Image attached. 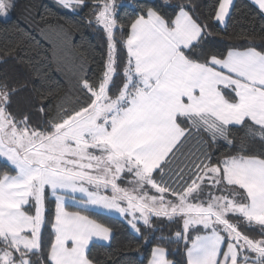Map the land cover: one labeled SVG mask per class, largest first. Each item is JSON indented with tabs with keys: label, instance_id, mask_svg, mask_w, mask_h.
<instances>
[{
	"label": "snow or ice",
	"instance_id": "obj_1",
	"mask_svg": "<svg viewBox=\"0 0 264 264\" xmlns=\"http://www.w3.org/2000/svg\"><path fill=\"white\" fill-rule=\"evenodd\" d=\"M54 3L84 14L100 59L47 9L37 36L50 47L0 49L24 69L0 73V264H130L117 253L145 247L146 264H264V0H129L127 23L117 0ZM17 8L0 0V19ZM234 19L247 25L235 43L208 47ZM96 210L119 214L131 240L107 251L117 230Z\"/></svg>",
	"mask_w": 264,
	"mask_h": 264
},
{
	"label": "trees",
	"instance_id": "obj_2",
	"mask_svg": "<svg viewBox=\"0 0 264 264\" xmlns=\"http://www.w3.org/2000/svg\"><path fill=\"white\" fill-rule=\"evenodd\" d=\"M140 4H148L154 5L158 2V0H137ZM162 2V0H160ZM247 0H236L237 7L242 6L245 4ZM192 3H211V0H192ZM25 4L33 5L32 17L25 18L21 15L22 8ZM117 4L119 7L117 8V19L123 20L127 23L131 18H134L136 13V9L131 7L129 0H117ZM45 9L50 10L51 12L55 13L54 16L47 17V23L50 24H65V20H70L73 23L80 24L82 27L83 37L85 38L84 49L88 50L89 45L95 46V54L89 50V57L92 58L94 61H98L100 56L98 55L101 51L100 47V40L97 36L91 31V29L87 26V21L82 20L83 13H80L79 16L72 14L68 11H62L55 3L54 0H18V8L16 11L12 13V15L7 20L0 19V49L5 47H12L17 44V41L23 39V47L27 48V46L31 43H34L35 40H40V37L37 36V31L39 27H44V22L40 21V16L45 14ZM35 18V22L30 26L28 24V19ZM234 18L239 19V15L234 13ZM235 19L233 21H229L227 30L225 32L224 27L218 26L215 31H219L225 34V39L221 40L218 36L210 38L208 47L210 48H223L227 43H235V41H229L227 36L238 31L242 27H247V25L236 24ZM19 26V28L24 29L25 32L30 33V36L34 38L33 40H29L28 38H24L21 36L19 32L15 30V26ZM67 27V25H65ZM256 30L259 29V21L256 22L255 25ZM127 31V29L125 30ZM82 41V37L80 34H75L73 37V45H79ZM40 43L44 45L45 48L50 47L49 45L45 44L43 40H40ZM259 43V41H257ZM47 54V53H46ZM34 55V54H33ZM96 68V63L93 62L89 65L88 68V75L91 76L93 71ZM19 70L24 71L23 67L16 64L15 61L10 60L7 64L0 63V73L7 72L12 74L13 71ZM49 79L54 83L51 84L52 88L59 87L61 90V94L64 91L68 90L69 81L59 72L55 71L52 68ZM34 84H38V80H33ZM74 83V81H73ZM4 162L0 161V170L4 168ZM49 208L54 211V203L49 205ZM71 210V209H70ZM94 216V218L103 221L105 224L112 225L117 230V242L113 244L111 249H107V251H113L115 248L120 247L123 243L128 242L131 240L130 230L126 223H123L121 218L108 215L98 211H92L90 213ZM48 229H45V240L47 241L48 237ZM105 251L104 248L98 247L93 249V253L99 256L101 253ZM149 248L145 247L143 249V254L136 253V252H120L117 253L118 257L121 260H125L130 262V264H146L145 256L148 254ZM171 258L175 259L176 261L184 260L182 252H176Z\"/></svg>",
	"mask_w": 264,
	"mask_h": 264
},
{
	"label": "rangeland",
	"instance_id": "obj_3",
	"mask_svg": "<svg viewBox=\"0 0 264 264\" xmlns=\"http://www.w3.org/2000/svg\"><path fill=\"white\" fill-rule=\"evenodd\" d=\"M2 20H3V19H2ZM96 211H98V212H102V213H105V212H103L102 210H96ZM105 214L112 215V216H115V217L120 218V217H119V214H117V213H105Z\"/></svg>",
	"mask_w": 264,
	"mask_h": 264
},
{
	"label": "crops",
	"instance_id": "obj_4",
	"mask_svg": "<svg viewBox=\"0 0 264 264\" xmlns=\"http://www.w3.org/2000/svg\"><path fill=\"white\" fill-rule=\"evenodd\" d=\"M222 26V25H221ZM223 27V26H222Z\"/></svg>",
	"mask_w": 264,
	"mask_h": 264
}]
</instances>
